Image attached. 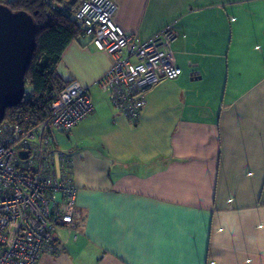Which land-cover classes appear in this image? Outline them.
<instances>
[{"label":"crops","instance_id":"obj_1","mask_svg":"<svg viewBox=\"0 0 264 264\" xmlns=\"http://www.w3.org/2000/svg\"><path fill=\"white\" fill-rule=\"evenodd\" d=\"M112 1L140 43L176 32L181 74L130 121L99 92L109 56L80 33L66 46L57 74L94 108L54 133L80 217L37 264H264V0Z\"/></svg>","mask_w":264,"mask_h":264},{"label":"built area","instance_id":"obj_2","mask_svg":"<svg viewBox=\"0 0 264 264\" xmlns=\"http://www.w3.org/2000/svg\"><path fill=\"white\" fill-rule=\"evenodd\" d=\"M116 10L112 0H82L73 19L92 48L110 58L99 87L134 121L147 92L181 74L172 50L177 34L165 28L140 43L114 23ZM92 112L87 90L70 80L51 103L49 118L36 126L0 123V264H37L43 255L59 253L54 231L70 228L80 211L70 152L57 149L53 133L68 131Z\"/></svg>","mask_w":264,"mask_h":264},{"label":"trees","instance_id":"obj_3","mask_svg":"<svg viewBox=\"0 0 264 264\" xmlns=\"http://www.w3.org/2000/svg\"><path fill=\"white\" fill-rule=\"evenodd\" d=\"M81 1L0 0V5L8 7L12 12L25 11L31 15L36 27V46L24 75L28 92L17 106L6 108L4 121L30 128L51 115V103L69 82L59 77L56 67L66 46L79 38L80 31L73 15ZM83 120L68 131L57 133H70Z\"/></svg>","mask_w":264,"mask_h":264},{"label":"water","instance_id":"obj_4","mask_svg":"<svg viewBox=\"0 0 264 264\" xmlns=\"http://www.w3.org/2000/svg\"><path fill=\"white\" fill-rule=\"evenodd\" d=\"M35 38L31 15L0 5V123L6 108L17 106L26 94L24 75L35 50Z\"/></svg>","mask_w":264,"mask_h":264},{"label":"rangeland","instance_id":"obj_5","mask_svg":"<svg viewBox=\"0 0 264 264\" xmlns=\"http://www.w3.org/2000/svg\"><path fill=\"white\" fill-rule=\"evenodd\" d=\"M28 92V88L26 87V93ZM102 95H104V91L102 92L101 90L99 91ZM96 93L93 91V90H90V95H91V98H94V95H95ZM57 134H60V135H62L63 136V133H56V135ZM57 138V140H58V144H59V148H57L59 151H63V152H65V149H66V147H67V145H68V143L67 144H65V142H64V140H65V138L63 139V137L62 138H59V135L56 137Z\"/></svg>","mask_w":264,"mask_h":264}]
</instances>
